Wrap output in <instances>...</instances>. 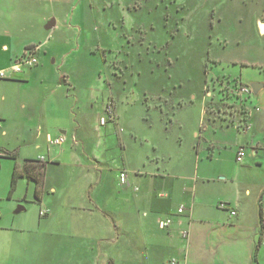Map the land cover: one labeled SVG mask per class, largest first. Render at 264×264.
Returning <instances> with one entry per match:
<instances>
[{"label": "rangeland", "instance_id": "1", "mask_svg": "<svg viewBox=\"0 0 264 264\" xmlns=\"http://www.w3.org/2000/svg\"><path fill=\"white\" fill-rule=\"evenodd\" d=\"M263 13L264 0H65L60 13L65 27L56 31L58 42H54V38L49 40L59 62L53 65L55 57L52 56L50 67L41 77L46 79L50 71L58 76L64 74L70 86L66 87L61 80L59 89L51 87L52 81L47 79V89L41 92L39 82L32 81L30 85L25 84L29 85L27 93L19 84L0 79V115L12 121L10 129L13 132L23 131L27 136L28 132L17 123L19 111L15 109L20 98L32 109L30 99L35 96L45 108L40 105L33 115H38V122L45 123L52 131L57 130L55 127L71 128V121L86 120L87 147L83 151L90 152H87L89 160L95 156L100 168L107 170L111 169L108 166L112 170L126 167L131 178L135 177L132 172L137 171L136 168L147 171L154 166L155 158L161 153L155 149L159 147L158 132L165 126L172 143L178 137L182 141L180 146L172 144L169 147L170 157L161 153L163 160L159 162L173 172V176H189L193 163L188 152L189 142L199 114L198 98L206 79L204 69L208 70L207 74H211V70L223 71L234 76L231 79L239 78L243 84L262 82L264 34L259 33L255 20ZM259 22L264 24V15ZM103 52L106 62L102 61ZM211 80L210 77L208 83ZM192 97L196 101L194 105ZM109 98H113L115 108L123 112L124 119L119 127L109 125L103 129L98 118ZM250 98L255 99L253 95ZM116 132L125 142L121 148L115 141ZM7 140L15 141V138L9 135ZM63 148L68 149V144ZM15 155V162L0 160V226L65 225L71 231V244L68 254L65 251L63 264H105L112 249L103 241L99 255L97 241L79 236L76 229L80 212H65L64 204L52 219L39 216L41 209L51 213L46 204L52 198L49 189L58 186L65 189V179L69 178L68 172H72V168L65 167V159L62 168L48 166L45 178L43 174V186L22 178L12 189L14 167L22 170L25 164L24 160H19L21 153L15 152ZM102 173L107 179L102 182L103 188L98 189V194L102 196L105 192L102 207H107L110 206L107 199L114 196L112 184L108 182L113 172L111 175L107 171L106 175ZM76 181L73 180L72 185ZM137 182L142 195L148 186L146 182ZM94 193L95 190L93 197ZM62 196L60 204L65 202V194ZM71 202L74 207L78 206L77 201ZM143 206L129 201L125 209L143 219L140 216ZM116 219H120L119 223L124 221L120 216ZM139 246L142 249L143 243ZM154 246L152 243L149 247V242L145 244L153 256L152 264H158L163 257L166 260L167 254L157 247L150 249ZM113 251L119 258L118 252ZM53 257L52 264H60L56 249ZM140 259L137 262L145 264L147 257L144 255Z\"/></svg>", "mask_w": 264, "mask_h": 264}, {"label": "crops", "instance_id": "2", "mask_svg": "<svg viewBox=\"0 0 264 264\" xmlns=\"http://www.w3.org/2000/svg\"><path fill=\"white\" fill-rule=\"evenodd\" d=\"M63 6L65 0H0V71L8 70L30 48L35 49L34 56L37 59V65L24 68L19 74H11L3 81L17 83L27 93L32 81L39 82L41 92L47 89V79L52 81L49 84L51 87L59 89L61 80L66 87L70 86L64 74L58 76L50 71L46 79L41 77L50 67L51 57L56 55L55 47L49 40L54 38L53 41L58 42L56 31L65 27V20L62 23L60 20ZM263 15L264 13L256 18V24ZM57 62L59 61L56 57L52 59L53 65ZM211 71V74L204 72L206 79L202 84V94L198 98L199 114L191 132L192 139L188 150L193 162L192 174L189 176H173V172L159 162L163 160L162 155L170 157L169 147L172 144L180 146L182 141L178 137L172 143L165 126L159 129V147L155 148L163 154L158 152L161 157L157 156L154 166H150L147 171L136 168L137 171L132 172L135 177L131 178L126 167L114 170L111 166H108L111 168L108 170L100 168L95 156L89 160L87 152H90L83 151L87 147L84 138L86 120L80 119L78 123L71 121V128L55 127L57 130L52 131L45 123L38 122V115H33L42 103L35 96L30 99L32 109L25 99H17L20 101L15 109L16 112L19 111L17 123L28 132L27 136L23 131L13 132L10 129L12 121L6 115H0V155L3 152H16L17 155L21 153L22 159L19 160L24 161L44 157V178L49 165L62 168L61 164L65 159L67 170L72 168V172H68L69 178L65 179V189L63 186H58L57 189L51 187L49 195L52 198L46 202L51 213L43 210L47 211L46 216L49 219L58 215L64 204L65 212H80L76 229L79 236L83 235L89 241H97L99 255L103 241L112 249L105 264H139L137 261L144 255L147 257L145 264H152L153 256L148 252L149 248H145L147 242L149 247L152 243L155 245L150 249L157 247L163 250L164 255L167 254L166 260L163 257L158 264H170L173 260L176 264H264V80L248 83L260 85V90L253 95L254 100L248 98L244 102L248 122L245 128L239 129L237 123L231 124L227 119L216 118L207 110L206 105L210 98L215 100L218 94L214 90L215 86L205 90V82L210 77L214 83L218 77H234L223 71ZM238 80L240 84L248 85L241 83L239 78ZM26 83L29 85L25 86ZM191 101L192 105L196 102L194 97ZM107 105L113 107V119L101 125L100 118L105 117ZM41 106L45 108V105ZM102 110L98 118L100 127H119L124 119L123 112L115 108L113 98L105 102ZM66 117L68 118V114ZM9 135L15 141L7 140ZM58 136L65 138L64 143L50 147L47 137ZM1 139L8 142L4 143ZM115 141L120 148L125 144L118 132ZM64 144H68V149L63 148ZM240 149H243V157L237 162V152ZM0 160L14 161L4 157H0ZM106 171L110 175L113 172V178L108 179V182L112 184L114 198L107 199L110 206L102 207V199L106 198L105 192L102 196L98 193L103 188L102 182L107 179L102 173L106 175ZM121 172L127 174V185L119 183ZM22 178L25 177L19 179ZM73 180L78 181L72 185ZM138 180L146 182L148 186L144 188L146 192L142 195ZM44 183L42 175L39 184L43 186ZM63 194L65 202L60 204ZM38 200L41 203L42 197H38ZM73 200L77 201L78 206L74 207L75 204L71 202ZM129 201L144 204L140 215L143 219L125 209ZM260 204L263 219L261 233ZM181 206L185 207V211L179 214L177 210ZM141 208L137 210L138 213ZM119 216L123 217V222L119 223L120 219H116ZM167 218L171 219V224L164 230L160 229L158 221ZM183 232L186 233L184 238ZM70 233V228L65 225L45 228L39 224L25 227L0 226V264H52L54 249L58 252L57 262L63 264L65 251L68 254L67 249L71 244ZM142 243L141 249L139 244ZM113 250L118 252L119 258L114 256L117 253Z\"/></svg>", "mask_w": 264, "mask_h": 264}, {"label": "built area", "instance_id": "3", "mask_svg": "<svg viewBox=\"0 0 264 264\" xmlns=\"http://www.w3.org/2000/svg\"><path fill=\"white\" fill-rule=\"evenodd\" d=\"M34 52H35V49H32V48L28 49L22 57H20L19 59H17L16 61L13 62V64L10 66V68L8 70L0 71V79L9 78V76H11V74H13V75L19 74L22 72V70L24 68H31V67L37 65V59L34 56ZM229 93L236 94L237 96L240 97L241 100L242 99L243 100L248 99L253 94L251 91V88L248 85H242V84L239 85L238 90H236V91L230 90ZM113 114H114V110H113L112 105H107L105 108V117L100 118V124L104 125L107 121L112 120ZM237 125H238L239 129H242V128H245L247 126V123L243 124V125H240V124H237ZM64 141H65V138L63 136H58L56 138L47 137V143L50 147L60 146L64 143ZM242 157H243V149H240L237 152L236 161L240 162L242 160ZM37 161L44 163L45 159H44V157H39L37 159ZM118 178H119L120 185H127L128 184L127 175L124 172H121L119 174ZM177 211L179 214H182L185 211V207L181 206L178 208ZM46 214H47L46 210L42 209L39 211L40 217H44V216H46ZM231 214L235 215V212H232ZM171 222H172L171 219H168V218L164 219V220H160V221H158V226L160 229L164 230V229L169 227ZM182 236L184 238L186 236V233L183 232ZM170 264H176V263L173 260V261H171Z\"/></svg>", "mask_w": 264, "mask_h": 264}, {"label": "trees", "instance_id": "4", "mask_svg": "<svg viewBox=\"0 0 264 264\" xmlns=\"http://www.w3.org/2000/svg\"><path fill=\"white\" fill-rule=\"evenodd\" d=\"M102 61L105 62L104 52L102 54ZM204 72L206 74V72H207L206 67L204 69ZM226 78L227 77H225V76L224 77H218V79H216L217 81H215V82L220 84V85H218V87L219 86L220 87L217 89V92L219 94H221L222 91H223V89H221V87L224 88V90H225V87L222 86L221 84H222L223 81L224 82L227 81ZM239 85H240V83H239ZM230 99H231V97H230ZM246 100L247 99H245V100H241L240 99V103L237 106L236 103H234L233 100H229V101L231 103L233 102L234 104H232V105L231 104L224 105V104H222V102H223L222 98L219 99V97H217L215 100H213V98L212 99L210 98V100L208 101L206 107H207L208 112L210 111L211 114L214 117L218 118L216 116L217 115L216 112L220 111L219 110V106H221L222 109H223L224 106H227L226 107L227 109L234 110L235 113H237L238 116L237 115L234 116V117L230 116V118H221V119H224V120L227 119V120H229V122L231 124L237 123V124L243 125V124H246L248 122L247 121L248 120V118H247V113L248 112H247V109H246V105H244V102H246ZM217 104H218V106H217ZM0 157L9 158V159H13V160L16 159L15 153H11V152H3L2 156L0 155ZM43 171H44L43 163H41V162H39L37 160H26L22 170L18 169L17 166L14 167V170H13V173H12L11 188L12 189L14 188L16 181L19 178H21V177H25V178H27L29 180H33L36 183H39L41 181L40 178H42ZM259 215H260L259 233H261V231L263 229L262 206H261V204L259 205Z\"/></svg>", "mask_w": 264, "mask_h": 264}, {"label": "flooded vegetation", "instance_id": "5", "mask_svg": "<svg viewBox=\"0 0 264 264\" xmlns=\"http://www.w3.org/2000/svg\"><path fill=\"white\" fill-rule=\"evenodd\" d=\"M207 72H208V70H207ZM206 72V73H207ZM228 78V77H227ZM214 81H211L210 83H208V81H206L205 82V90H207V89H211L212 88V86L214 87V90L217 92V89L220 87H218V85H220L219 83H217V82H215L214 84ZM222 86H224L225 87V90H224V88H222L221 87V89H223V91H222V93L221 94H219L218 92V97H219V99H221L222 98V100H223V102H222V104H224V105H226V104H234V103H236V105L238 106V104L240 103V97L239 96H237L236 94H234V93H229V91L230 90H233V91H236V90H238V87H239V80H236L235 78L234 79H231V78H229V79H227V81H223L222 82V84H221ZM253 95V94H252ZM251 95V96H252ZM250 96V97H251ZM230 97H231V99H230ZM229 100H233L234 101V103L232 102H230ZM243 100V99H242ZM227 106H224L223 107V109H222V107L221 106H219V110L220 111H218V112H216V116L218 117V118H230V116L231 117H234V116H236L237 115V113H235V111L234 110H229V109H227L226 108ZM238 116V115H237Z\"/></svg>", "mask_w": 264, "mask_h": 264}, {"label": "water", "instance_id": "6", "mask_svg": "<svg viewBox=\"0 0 264 264\" xmlns=\"http://www.w3.org/2000/svg\"><path fill=\"white\" fill-rule=\"evenodd\" d=\"M258 30H259V33L264 34V24L263 23L258 22ZM248 86L251 88L253 95H256L260 90V85L256 83L248 84Z\"/></svg>", "mask_w": 264, "mask_h": 264}]
</instances>
